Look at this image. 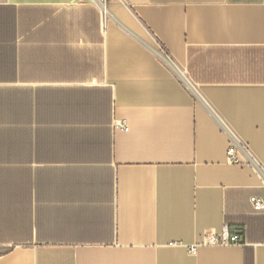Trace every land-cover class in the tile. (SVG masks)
<instances>
[{
    "label": "crops",
    "instance_id": "1",
    "mask_svg": "<svg viewBox=\"0 0 264 264\" xmlns=\"http://www.w3.org/2000/svg\"><path fill=\"white\" fill-rule=\"evenodd\" d=\"M107 7L0 0V264H264V0Z\"/></svg>",
    "mask_w": 264,
    "mask_h": 264
},
{
    "label": "built area",
    "instance_id": "2",
    "mask_svg": "<svg viewBox=\"0 0 264 264\" xmlns=\"http://www.w3.org/2000/svg\"><path fill=\"white\" fill-rule=\"evenodd\" d=\"M81 1V0H76ZM96 5L101 11L102 15L108 14V1L109 0H88ZM157 57L161 59L166 66L172 69L181 83L194 95L196 99H202L196 89L191 85L190 81L186 77V75L179 70L174 61L168 55L166 50L158 45L157 48L154 49ZM218 123L224 133L227 135L229 139V148L227 150V159L230 163L233 164H247L253 167L259 175L264 180V168L262 165L254 158L252 155L248 145L241 141L236 134L221 120L218 119ZM120 127L126 128V123H119ZM250 202L253 205L256 211H264V201L257 197L251 196ZM206 242L212 245H230L237 244L241 242L240 235L237 233H231L227 227L222 229L219 233L207 234L205 236Z\"/></svg>",
    "mask_w": 264,
    "mask_h": 264
}]
</instances>
